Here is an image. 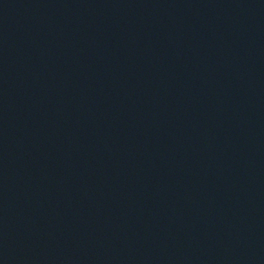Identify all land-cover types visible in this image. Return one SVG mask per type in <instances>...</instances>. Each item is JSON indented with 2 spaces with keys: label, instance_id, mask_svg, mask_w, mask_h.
Wrapping results in <instances>:
<instances>
[{
  "label": "water",
  "instance_id": "water-1",
  "mask_svg": "<svg viewBox=\"0 0 264 264\" xmlns=\"http://www.w3.org/2000/svg\"><path fill=\"white\" fill-rule=\"evenodd\" d=\"M0 264H264V0H0Z\"/></svg>",
  "mask_w": 264,
  "mask_h": 264
}]
</instances>
